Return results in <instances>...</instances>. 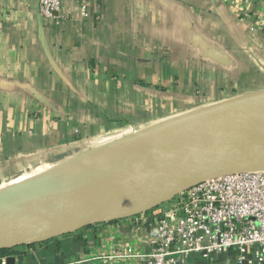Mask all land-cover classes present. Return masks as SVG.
I'll return each instance as SVG.
<instances>
[{
	"label": "crops",
	"instance_id": "obj_1",
	"mask_svg": "<svg viewBox=\"0 0 264 264\" xmlns=\"http://www.w3.org/2000/svg\"><path fill=\"white\" fill-rule=\"evenodd\" d=\"M263 13L264 0H61L52 23L34 0H0V188L263 91ZM74 233L0 264H138L150 239L130 217ZM181 264H236L235 252Z\"/></svg>",
	"mask_w": 264,
	"mask_h": 264
},
{
	"label": "water",
	"instance_id": "obj_2",
	"mask_svg": "<svg viewBox=\"0 0 264 264\" xmlns=\"http://www.w3.org/2000/svg\"><path fill=\"white\" fill-rule=\"evenodd\" d=\"M252 170H264V90L201 108L6 185L0 190V250L145 214L204 180Z\"/></svg>",
	"mask_w": 264,
	"mask_h": 264
},
{
	"label": "built area",
	"instance_id": "obj_3",
	"mask_svg": "<svg viewBox=\"0 0 264 264\" xmlns=\"http://www.w3.org/2000/svg\"><path fill=\"white\" fill-rule=\"evenodd\" d=\"M37 1L42 19L57 23L61 0ZM81 15L87 16L83 1ZM176 196L168 209L130 217L150 232L147 249L137 255L138 264H181L190 255L208 259L229 251L235 252L236 264H264V170L207 179ZM122 257L126 256L119 253L107 259Z\"/></svg>",
	"mask_w": 264,
	"mask_h": 264
},
{
	"label": "rangeland",
	"instance_id": "obj_4",
	"mask_svg": "<svg viewBox=\"0 0 264 264\" xmlns=\"http://www.w3.org/2000/svg\"><path fill=\"white\" fill-rule=\"evenodd\" d=\"M52 169V168H51ZM48 170H50V168L48 169ZM47 170V171H48ZM43 172H45V171H43ZM43 172H40V173H43ZM40 173H38V174H40ZM3 187H1L0 188V190L2 189ZM177 198H178V196H176L174 199H172V200H170V201H168V202H164L163 204L161 203L160 205H158L157 207H155V208H153L152 210H150V211H148L147 213H155V212H159L160 210H162V208L163 209H168L169 207H171L172 205H174V203L177 201Z\"/></svg>",
	"mask_w": 264,
	"mask_h": 264
},
{
	"label": "trees",
	"instance_id": "obj_5",
	"mask_svg": "<svg viewBox=\"0 0 264 264\" xmlns=\"http://www.w3.org/2000/svg\"><path fill=\"white\" fill-rule=\"evenodd\" d=\"M68 235H75V233H71V234H68ZM16 249L17 248H11V249H3V250H0V259L3 258V257H7V256H10V255H13L15 254L16 252Z\"/></svg>",
	"mask_w": 264,
	"mask_h": 264
},
{
	"label": "bare ground",
	"instance_id": "obj_6",
	"mask_svg": "<svg viewBox=\"0 0 264 264\" xmlns=\"http://www.w3.org/2000/svg\"><path fill=\"white\" fill-rule=\"evenodd\" d=\"M36 175V174H35ZM35 175H33V176H35ZM32 176H30V177H28V178H26V179H24V180H21V181H25V180H28V179H30ZM21 181H19V182H21Z\"/></svg>",
	"mask_w": 264,
	"mask_h": 264
}]
</instances>
